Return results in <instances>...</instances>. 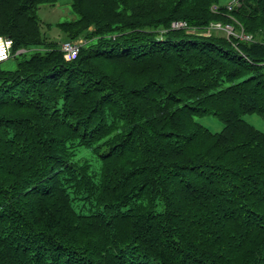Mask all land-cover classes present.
I'll return each instance as SVG.
<instances>
[{
	"label": "trees",
	"instance_id": "16d2710c",
	"mask_svg": "<svg viewBox=\"0 0 264 264\" xmlns=\"http://www.w3.org/2000/svg\"><path fill=\"white\" fill-rule=\"evenodd\" d=\"M56 2L0 0V264H264V0H70L72 59Z\"/></svg>",
	"mask_w": 264,
	"mask_h": 264
},
{
	"label": "rangeland",
	"instance_id": "374dc122",
	"mask_svg": "<svg viewBox=\"0 0 264 264\" xmlns=\"http://www.w3.org/2000/svg\"><path fill=\"white\" fill-rule=\"evenodd\" d=\"M229 1L230 0H219V2L222 4H226ZM38 16L41 18L42 21L41 30L43 34L46 37L61 43L65 39L62 38L63 35L60 33L55 23L58 21L73 19L75 18L76 14L72 10V7L70 5V0H57V2L54 5H48V4L40 5V8L38 9ZM47 22L51 24L47 25ZM215 31L218 34H222V35H227L229 32L226 28L223 27L215 28ZM233 33L236 35V32ZM238 34L241 37L244 36L242 32H239ZM77 40L82 42V40L79 38ZM0 65L4 68H13L15 65V59L14 57L9 56L5 60L1 61ZM243 117L257 128L264 129V119L261 118L259 115L255 113H251V114H244ZM198 120L202 124L210 128L212 131L220 130L221 127L223 126L222 122L219 121L214 116H204L199 118Z\"/></svg>",
	"mask_w": 264,
	"mask_h": 264
},
{
	"label": "built area",
	"instance_id": "2783aa9c",
	"mask_svg": "<svg viewBox=\"0 0 264 264\" xmlns=\"http://www.w3.org/2000/svg\"><path fill=\"white\" fill-rule=\"evenodd\" d=\"M231 4L232 3L228 5V8L231 7ZM171 25L173 27H183L186 25V23L184 21L175 20L171 22ZM220 27L226 28L229 31L228 34L233 33V27L230 23L222 24L220 22H212L210 24V27H208V29L210 28L215 29ZM242 37L248 38L249 36L244 35ZM80 43L81 42L76 39H67V40H63L60 43V49L63 51L66 59H72L75 57V55L79 51ZM9 52H10V40L7 37L0 36V61L6 59L9 55Z\"/></svg>",
	"mask_w": 264,
	"mask_h": 264
}]
</instances>
